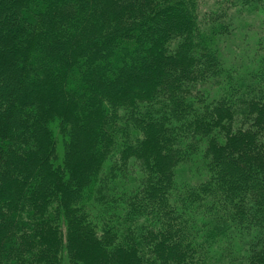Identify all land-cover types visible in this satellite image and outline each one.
I'll use <instances>...</instances> for the list:
<instances>
[{
	"label": "trees",
	"instance_id": "16d2710c",
	"mask_svg": "<svg viewBox=\"0 0 264 264\" xmlns=\"http://www.w3.org/2000/svg\"><path fill=\"white\" fill-rule=\"evenodd\" d=\"M212 3L0 0V264H264V0Z\"/></svg>",
	"mask_w": 264,
	"mask_h": 264
},
{
	"label": "rangeland",
	"instance_id": "374dc122",
	"mask_svg": "<svg viewBox=\"0 0 264 264\" xmlns=\"http://www.w3.org/2000/svg\"><path fill=\"white\" fill-rule=\"evenodd\" d=\"M214 0H201V7L203 8V9H209L211 6H212V2H213ZM257 23V22H256ZM255 31L256 32H258L259 30L257 29V28H255ZM247 33V32H246ZM240 37L242 38L243 36H244V32L241 34L240 33ZM249 41H253L252 40V37H251V35H249L248 37H246ZM243 39V41H245V39L244 38H242ZM252 44V43H251Z\"/></svg>",
	"mask_w": 264,
	"mask_h": 264
}]
</instances>
